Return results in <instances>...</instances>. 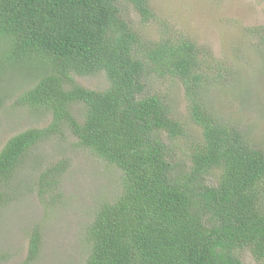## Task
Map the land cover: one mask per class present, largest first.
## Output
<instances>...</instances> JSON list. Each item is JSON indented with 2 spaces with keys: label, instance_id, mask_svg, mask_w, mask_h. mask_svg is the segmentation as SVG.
Wrapping results in <instances>:
<instances>
[{
  "label": "trees",
  "instance_id": "16d2710c",
  "mask_svg": "<svg viewBox=\"0 0 264 264\" xmlns=\"http://www.w3.org/2000/svg\"><path fill=\"white\" fill-rule=\"evenodd\" d=\"M119 1L0 0V76H24L15 104L51 114L47 125L0 149V206L35 146L67 129L78 146L121 171L116 197L99 203L85 228L82 264H245L238 252L246 249L264 260V148L205 100L226 67L181 33L145 40ZM124 1L142 23L155 17L150 0ZM250 29L264 42V27ZM100 72L108 80L102 90L74 78ZM150 74L181 82L197 133L167 94L151 90ZM180 142L181 162L174 156ZM58 170L48 167L40 184ZM40 247L33 226L28 261Z\"/></svg>",
  "mask_w": 264,
  "mask_h": 264
},
{
  "label": "rangeland",
  "instance_id": "374dc122",
  "mask_svg": "<svg viewBox=\"0 0 264 264\" xmlns=\"http://www.w3.org/2000/svg\"><path fill=\"white\" fill-rule=\"evenodd\" d=\"M150 3L155 17L143 23L129 3L121 0L119 7L123 18L141 31L145 40L173 39L181 33L199 47L208 48L226 70L217 83L209 86L205 100L218 114L237 122L255 144L264 148V42L250 29L264 27V0H150ZM0 77L3 88L0 94L4 95L0 106L1 149L11 136L47 125L51 114L15 104L17 92L27 88L22 84L27 80H23L24 76L16 73ZM74 78L89 89L102 90L108 85L103 72L75 74ZM147 83L151 90L167 94L175 114L186 121L190 131L197 133L188 120L181 82L150 74ZM82 108L81 104L74 106L77 114ZM177 146L174 145V156L181 162L184 143ZM51 165L59 166L58 173L46 174L41 185L39 179ZM120 180L118 167L78 146L67 129L64 135L35 146L7 184L8 200L0 206L2 263L82 264L87 257L85 228L99 203L116 197L121 189ZM33 226L39 228L41 247L38 256L28 261ZM238 253L245 264H264V260H256L247 249Z\"/></svg>",
  "mask_w": 264,
  "mask_h": 264
}]
</instances>
